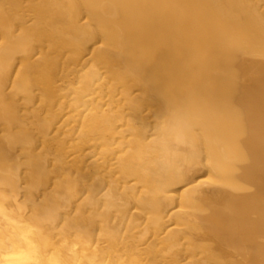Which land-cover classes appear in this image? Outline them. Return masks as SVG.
<instances>
[{"label":"bare ground","instance_id":"1","mask_svg":"<svg viewBox=\"0 0 264 264\" xmlns=\"http://www.w3.org/2000/svg\"><path fill=\"white\" fill-rule=\"evenodd\" d=\"M143 261L264 264V0H0V264Z\"/></svg>","mask_w":264,"mask_h":264},{"label":"rangeland","instance_id":"2","mask_svg":"<svg viewBox=\"0 0 264 264\" xmlns=\"http://www.w3.org/2000/svg\"><path fill=\"white\" fill-rule=\"evenodd\" d=\"M183 187H179V190L182 189ZM140 264H144V261L143 262H139Z\"/></svg>","mask_w":264,"mask_h":264}]
</instances>
